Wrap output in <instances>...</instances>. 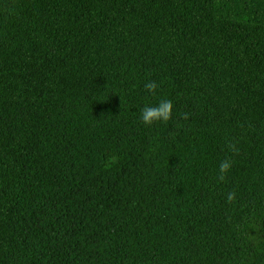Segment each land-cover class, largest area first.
Returning <instances> with one entry per match:
<instances>
[{"label": "trees", "instance_id": "1", "mask_svg": "<svg viewBox=\"0 0 264 264\" xmlns=\"http://www.w3.org/2000/svg\"><path fill=\"white\" fill-rule=\"evenodd\" d=\"M0 264H264V0H0Z\"/></svg>", "mask_w": 264, "mask_h": 264}, {"label": "clouds", "instance_id": "2", "mask_svg": "<svg viewBox=\"0 0 264 264\" xmlns=\"http://www.w3.org/2000/svg\"><path fill=\"white\" fill-rule=\"evenodd\" d=\"M159 85L155 81H148L144 84V89L150 93L155 94ZM172 109L173 103L171 100L162 99L155 106H145L140 110V119L146 125H151L154 121H164L167 122L172 118ZM184 119L188 118V115L185 113L183 115ZM231 167L230 160H221L219 164V179H224V173H226ZM235 199L234 193H228L226 200L232 201Z\"/></svg>", "mask_w": 264, "mask_h": 264}]
</instances>
